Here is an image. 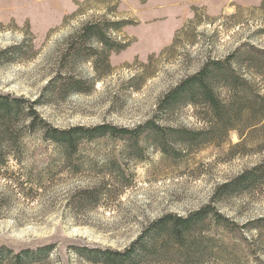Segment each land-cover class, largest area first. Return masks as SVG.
Segmentation results:
<instances>
[{
  "label": "rangeland",
  "instance_id": "1",
  "mask_svg": "<svg viewBox=\"0 0 264 264\" xmlns=\"http://www.w3.org/2000/svg\"><path fill=\"white\" fill-rule=\"evenodd\" d=\"M260 1L0 0V51L32 40L35 52L0 66V91L31 101L39 99L63 39L83 22L115 10L117 18L136 23L116 36L129 40L130 45L111 54L112 73L96 82L90 93L44 102L38 112L59 128L102 123L135 127L151 119L159 98L198 70L209 55L224 56L259 27L254 19L260 14L254 8ZM195 15L197 23L176 37L173 49L160 54ZM192 40L194 44H190ZM259 43L264 46V37ZM151 54L155 57L149 62ZM141 63L148 65L144 69ZM75 70L84 77L93 76L88 63ZM141 73H145L143 79ZM160 123L191 129L201 125L189 106L164 116ZM238 141L237 133L231 131L226 143L206 145L175 160L164 158L147 145L142 161L122 160L124 142L120 140L87 144L82 156L98 165L117 160L129 185L121 187L118 172L106 175L110 193L97 207L76 212L68 203L73 192L99 183L104 175L88 167L78 174L58 166L51 169L54 146L27 135L21 162L10 161L6 175L0 176V247L19 251L52 245L45 264H90L70 247L121 250L159 216L169 212L186 215L208 203L218 184L258 160L255 155L227 156L230 145ZM218 206L225 216L242 225L264 216V192L230 198ZM241 231L246 238L252 235ZM212 233L219 241V250L202 264H264L263 241L247 242L239 234Z\"/></svg>",
  "mask_w": 264,
  "mask_h": 264
},
{
  "label": "trees",
  "instance_id": "2",
  "mask_svg": "<svg viewBox=\"0 0 264 264\" xmlns=\"http://www.w3.org/2000/svg\"><path fill=\"white\" fill-rule=\"evenodd\" d=\"M139 1L145 3L148 0ZM254 10L260 14L258 20V16L254 19L260 25L252 34L222 57L209 55L198 70L186 75L159 98L151 119L132 128L109 123L59 128L38 112V106L44 102L90 93L96 82L112 73L111 54L120 53L130 45L129 40L116 36L124 27L136 23L117 18L115 10H107L106 15L83 22L63 39L62 47L56 50L52 59V75L39 99L31 101L0 91V176L6 175L10 161L21 162L27 135L46 141L54 146L51 169L58 166L78 174L88 167L98 170L100 176L104 175L99 183L73 192L68 203L76 212L97 207L110 193L106 175L118 172L116 179L121 187L129 185L117 160L98 165L82 156V149L87 144L123 141L121 159L137 161L144 160L143 150L151 145L164 158L175 160L206 145L226 143L229 133L235 131L239 141L230 145L226 155L230 158L258 156L254 164L218 184L210 201L198 209L186 215L169 212L159 216L121 250L71 246L77 257L90 264H202L216 256L219 250V241L215 240L212 231L239 234L247 242H264V216L239 225L225 216L218 206L230 198L264 192V46L259 43L264 37V0ZM196 20L197 15L176 32L172 45L179 34L187 33L189 26L197 23ZM32 42L26 40L0 51V66L26 59L29 52L34 55ZM194 43L192 40L190 44ZM172 45L163 48L160 54L173 49ZM154 57L155 54L149 55L148 61ZM82 63L91 65L92 77L76 72L75 68ZM147 65L141 63L144 69ZM144 74L139 77L143 79ZM186 106L193 109L194 117L201 124L199 127L191 129L160 123L164 116ZM241 230L252 233L251 237H244ZM52 249V245L19 251L0 247V264H45Z\"/></svg>",
  "mask_w": 264,
  "mask_h": 264
},
{
  "label": "crops",
  "instance_id": "3",
  "mask_svg": "<svg viewBox=\"0 0 264 264\" xmlns=\"http://www.w3.org/2000/svg\"><path fill=\"white\" fill-rule=\"evenodd\" d=\"M148 2H151V0H148L147 3H148ZM129 26H130V25H129ZM126 27H128V26H126ZM126 27H124L123 30H124Z\"/></svg>",
  "mask_w": 264,
  "mask_h": 264
}]
</instances>
